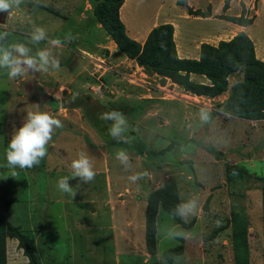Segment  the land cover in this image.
<instances>
[{"label":"rangeland","instance_id":"rangeland-1","mask_svg":"<svg viewBox=\"0 0 264 264\" xmlns=\"http://www.w3.org/2000/svg\"><path fill=\"white\" fill-rule=\"evenodd\" d=\"M136 1L130 3L135 9ZM151 1L158 7L163 0ZM177 1L164 0V11L197 41L203 32L199 27L222 32L224 24L182 20L185 8L210 15L219 7L216 18L221 19L230 7L232 15L249 19L257 17L259 2L186 0L183 8ZM139 3L138 20L146 21L150 3ZM94 5L90 0H24L0 24L9 45L27 43L35 26L44 27L49 38L76 37L54 49L59 70L10 80L0 69V220L25 236L32 255L26 256L18 240L7 238L6 264H160L158 253L175 257L168 264H264V120L226 117L218 108L221 97L211 104L213 123L201 126L198 112L209 108L207 98L126 58L99 24ZM263 24L260 15L252 30L257 46ZM29 46L36 51L37 46ZM238 79L231 76L229 85ZM71 103L80 107H64ZM113 109L125 115L130 143H118L108 134L111 122L100 117ZM27 111H47L63 128L56 130L39 166L11 169L6 149ZM88 113L95 126L86 120ZM119 150L128 153L131 170L115 158ZM81 152L90 157L96 176L88 184L70 179L77 190L72 198L59 191L57 182L71 175V163ZM227 166L240 168L242 178L228 175ZM144 171L148 177L136 183L128 179ZM172 188L175 195L166 211L163 203ZM192 198L199 211L188 223L170 214ZM151 203L157 205L148 240ZM234 222L245 229V241L234 238ZM174 226L186 230L188 238L166 239L165 230Z\"/></svg>","mask_w":264,"mask_h":264},{"label":"trees","instance_id":"trees-1","mask_svg":"<svg viewBox=\"0 0 264 264\" xmlns=\"http://www.w3.org/2000/svg\"><path fill=\"white\" fill-rule=\"evenodd\" d=\"M90 1L95 2L94 14L117 49L139 67L164 79H169L186 92L209 98L217 97L227 90L230 75L242 73V80L237 81L231 87L229 96L218 105V108L219 110L224 108L231 112V116L242 120H264V60L260 61L255 57L254 44L244 32L238 33L229 41H219L216 46L202 43L198 60L181 59L176 52L172 24H162L153 28L145 42L140 44L127 36L124 24L119 18V9L124 0ZM177 4L186 7V0H178ZM187 12L189 15L208 17V14L199 10L192 11L188 8ZM220 18L240 26H248L252 23V20L246 18L243 13L238 17L220 16ZM190 74L204 76L209 84L192 81ZM64 107L77 108L80 106L71 103ZM89 116L90 113L86 115V120L95 126V118ZM226 170L228 175L238 179L242 178L243 172L240 168L227 166ZM262 181L264 191V178ZM171 190L172 194L168 195L163 203L166 211L171 210L168 203L175 195L174 189ZM156 205V203H151L146 213L148 240L153 238ZM233 227L239 235L235 234L234 238L245 241V229L238 222H234ZM7 238L18 240L26 256L32 258L25 236L6 221L0 220V264H6L5 243Z\"/></svg>","mask_w":264,"mask_h":264},{"label":"clouds","instance_id":"clouds-1","mask_svg":"<svg viewBox=\"0 0 264 264\" xmlns=\"http://www.w3.org/2000/svg\"><path fill=\"white\" fill-rule=\"evenodd\" d=\"M24 0H0V12L11 14L14 9L20 7ZM6 38L8 33L0 34V69L6 70L10 80L22 78L28 73H48L59 70L61 60L54 49L63 47L76 39L72 33H67L63 38H49L47 30L42 26H35L29 33L28 41L8 44ZM46 42L47 47L38 46ZM29 45L37 46L36 51ZM39 106V104H36ZM220 111L226 117L232 114L224 108ZM102 120L110 121L111 127L108 134L118 143H130L132 138L127 135L128 122L125 115L119 110L105 111L100 117ZM198 119L201 126L213 123L212 112L207 106H202L198 112ZM63 128L60 119L54 117L47 111H27L23 125L14 131L6 149V166L11 169H32L39 166L43 158L48 155L49 147L57 129ZM125 170H131L133 165L128 153L119 150L115 157ZM71 175L58 180L59 191L74 198L77 194L75 187L69 183L70 179L79 178L83 183H90L95 179L96 172L90 157L84 153H79L77 159L71 163ZM16 173L13 172V176ZM147 171L130 175L128 179L132 183L148 177ZM79 185V184H78ZM199 211V202L196 198L178 203L171 211L174 218H179L184 223H188L190 218L196 216ZM157 234H160L159 228ZM164 236L168 240L180 238L187 239L189 233L178 227H170L165 230ZM160 264H168L172 256H161L157 254Z\"/></svg>","mask_w":264,"mask_h":264},{"label":"crops","instance_id":"crops-1","mask_svg":"<svg viewBox=\"0 0 264 264\" xmlns=\"http://www.w3.org/2000/svg\"><path fill=\"white\" fill-rule=\"evenodd\" d=\"M131 2L132 0H124L122 6L119 9V18L121 22L124 24L127 36L130 39L140 44H143L145 42L148 34L153 28L159 25H162V24H172L174 27L173 39L175 42L176 52H177L178 57L181 59L198 60L199 54H200V46L202 43H207L212 46H216L218 42L220 41L219 38L225 39L224 41H229L238 33L244 32L252 40L254 44L255 57L260 61L264 60V37L263 39L262 38L260 39V42L258 43V46H257L256 39H254L255 37L252 33V30H254L256 26L258 27L260 25L259 24L255 26V19L260 15H264V0H259L258 9L256 11L257 17L249 18L253 21L248 26H240L237 24L227 22L223 19L216 18V16L219 15V7L213 8L212 13H210L208 17H199V16L189 15L187 12V9L182 6L183 8H185V11L183 12V16L181 18L182 20L186 21V20L194 19L200 22H210L212 20H218L220 22H223L224 24V30L222 32L212 30L206 27L205 28L199 27L200 29H202L201 31L203 32H202V35L200 36L201 39H199L198 41L191 34H187L186 32L182 31L181 27L177 23L178 21L168 10L164 11L165 9L164 0L159 3L158 7L155 6V4H153V1L148 0V2L150 3L149 6L151 7L152 12L150 13L146 21L138 20V16H139L138 9L140 8L139 7L140 0L136 1V9L130 4ZM152 6H155V7H152ZM188 6L191 8V4L190 5L188 4ZM156 8L157 10L155 11ZM196 9H199V8H196ZM134 11L136 13L133 14ZM232 11L233 10L230 7H227L226 13L224 12V15L225 16H236L230 13ZM153 13H154V16H153ZM152 17H153V20H152ZM256 32H258V30ZM233 75H240V79L236 80L235 82L242 80L243 78L242 73H239V72ZM233 75H230L228 77V86H227V90L224 93L214 98H209V97L204 96L205 98H207L208 102L210 103L209 104L210 110H212L211 109L212 102L219 101L222 97L223 100L220 102L221 104L229 96L230 89L233 86V85H229V79ZM190 79L196 83L209 84V81L204 76H201V75L190 74Z\"/></svg>","mask_w":264,"mask_h":264},{"label":"water","instance_id":"water-1","mask_svg":"<svg viewBox=\"0 0 264 264\" xmlns=\"http://www.w3.org/2000/svg\"><path fill=\"white\" fill-rule=\"evenodd\" d=\"M6 16H7V13L0 12V24L4 23Z\"/></svg>","mask_w":264,"mask_h":264},{"label":"bare ground","instance_id":"bare-ground-1","mask_svg":"<svg viewBox=\"0 0 264 264\" xmlns=\"http://www.w3.org/2000/svg\"><path fill=\"white\" fill-rule=\"evenodd\" d=\"M155 95H158V94L155 93Z\"/></svg>","mask_w":264,"mask_h":264}]
</instances>
